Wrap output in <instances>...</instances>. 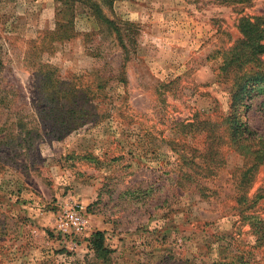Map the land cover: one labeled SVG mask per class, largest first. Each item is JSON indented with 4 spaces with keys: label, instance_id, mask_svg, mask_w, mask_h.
Masks as SVG:
<instances>
[{
    "label": "rangeland",
    "instance_id": "rangeland-1",
    "mask_svg": "<svg viewBox=\"0 0 264 264\" xmlns=\"http://www.w3.org/2000/svg\"><path fill=\"white\" fill-rule=\"evenodd\" d=\"M68 4L0 0V264H264V162L227 133L244 103L245 143L264 140V52L239 29H264V0ZM194 130L221 165L198 186L208 159L178 167L173 151L190 154ZM73 202L88 228L63 238L55 216Z\"/></svg>",
    "mask_w": 264,
    "mask_h": 264
},
{
    "label": "trees",
    "instance_id": "trees-1",
    "mask_svg": "<svg viewBox=\"0 0 264 264\" xmlns=\"http://www.w3.org/2000/svg\"><path fill=\"white\" fill-rule=\"evenodd\" d=\"M68 1H72L74 2V0H66V4H68ZM104 4H109L111 3L113 0H101ZM221 2H233V3H241L244 2L246 0H220ZM96 5L95 8L91 7L94 10V13H96L98 15L99 12V7L97 4L91 3V6ZM67 8H73L71 7V5H69ZM261 24V20L260 18L257 17H249V16H245L242 17L240 19V23H239V29L240 32L244 35V37L247 38L248 43L247 47L252 51V53H254V55L257 54H261L264 52V44L262 43V40L264 39V29L260 27ZM71 23L67 22L66 24V39L70 38L72 36L71 34ZM47 84H49L51 82V78L47 79ZM69 87H71L70 91L71 94L77 92L79 94L78 97H83L85 96L84 93H88L90 94V88H86L88 87L87 85H83L80 82H72ZM241 89H246V86H242ZM86 93V94H87ZM67 94V91H66ZM92 95V94H91ZM243 94L240 93H236V95L233 96V101L231 103L230 106H232L234 103L237 104L241 102V104L243 103ZM84 98V97H83ZM243 106V107H242ZM242 109L240 110L241 113H243V115H240L238 117H234V120L229 121L228 127H227V133H228V138L229 141L235 145V147L239 150V151H243L244 153H249L251 155L254 156V160L255 162H264V140L263 139H259V145L258 148L253 149V150H249L247 143H245V141H251L253 138V141L257 142V139H254L256 136V134L252 131L249 130L248 126L246 125V123H244V121H242V118L246 117V113L244 114V112H246L247 109V104L242 105ZM79 111L80 114L81 113H86L83 111V107H78V109H75L73 111V113ZM228 118V117H227ZM209 123V121H208ZM191 122H184L183 124H181L183 126V129L176 128V131L179 133H183L185 134V130L187 129L188 125H191ZM80 125V124H79ZM189 127V126H188ZM190 130V127H189ZM197 130H200V128H197ZM191 133V134H190ZM190 138L192 139V142L190 144H186L183 143L182 147H187L188 145L190 146V154H188V152L185 150L184 152H181L180 150H176L174 149L173 151L176 153V165L178 167H181L182 165H194V166H198L200 165L201 161H205L207 160V164H204V166H198L200 168V171L196 172V174L198 175V178L195 180L194 182V186H198L199 182L201 180H206L207 178H211L213 176H215L217 174V171L220 168V164L217 163V159L215 158V154L217 151L213 150V146L212 143L210 142V136L208 134H204V139H201V143L199 145V140L198 138H194L195 135H192L195 133V130L190 132ZM216 138L220 140V134L217 133ZM195 139V140H194ZM222 140L224 141L225 138H222ZM169 143H172L168 140H165ZM173 169V168H172ZM175 170V169H174ZM186 171V170H185ZM201 173V175H200ZM182 174H186L184 171L182 172ZM188 176H191V174H186ZM194 180V179H193ZM192 181V180H191ZM202 189V188H201ZM253 216L248 215L247 218H251ZM256 218V216H255ZM104 236L103 233L100 231H95L92 233L91 238H90V247L91 249L94 250V252H96V254H98L99 256L103 257V255L105 253H107L106 248L104 247ZM227 255L222 256L224 259H226ZM243 255L238 256L237 254H234L231 258V260L227 261L224 260L223 262H216L214 264H237L235 260H233V258H240ZM233 260V261H232ZM149 264V263H146ZM159 264H196L193 263L191 261H182V260H173L171 263H169L168 261L166 262H162Z\"/></svg>",
    "mask_w": 264,
    "mask_h": 264
},
{
    "label": "built area",
    "instance_id": "built-area-1",
    "mask_svg": "<svg viewBox=\"0 0 264 264\" xmlns=\"http://www.w3.org/2000/svg\"><path fill=\"white\" fill-rule=\"evenodd\" d=\"M54 223L55 230L63 238L83 234L88 228L84 206L79 202H73L57 212Z\"/></svg>",
    "mask_w": 264,
    "mask_h": 264
}]
</instances>
